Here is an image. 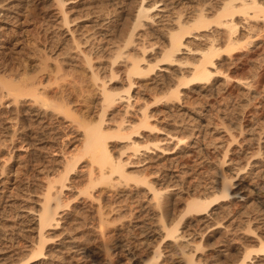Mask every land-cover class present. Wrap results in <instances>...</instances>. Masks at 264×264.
I'll return each instance as SVG.
<instances>
[{
    "label": "bare ground",
    "instance_id": "obj_1",
    "mask_svg": "<svg viewBox=\"0 0 264 264\" xmlns=\"http://www.w3.org/2000/svg\"><path fill=\"white\" fill-rule=\"evenodd\" d=\"M51 2L58 14V25L69 32V38L61 47L63 57H53L54 69L45 82L27 75L16 80L0 77V94L5 98L0 104L11 103L14 121H19L21 105L27 103L28 112L43 120L42 129L46 125L44 122L67 121L80 138L73 149L62 151L56 167L49 170L52 175L45 176L37 208L25 212L32 213L38 239L32 241L29 252L13 264H30L50 257L52 250L47 243L54 237L46 234L48 229L60 228L57 234L64 231L68 234L89 223L103 236V228L120 214L109 216L102 210L101 190L96 187L127 184L128 181L134 186H144V191L151 195L158 231L145 237L149 240L147 243L127 248V264H159L168 246L167 240L173 241L180 254L178 264H264V191H261L264 185L253 186L247 178L245 182L240 181L247 176L241 178L239 172L248 171L251 162L227 170L223 167L228 144L243 133L240 125L236 126L235 133L232 132L228 121V114L233 111L228 113L227 102L234 91L229 85L235 83L242 87L244 92L241 93L247 96L262 80V74L257 71L253 73V82L235 77L230 71L238 64L239 68L244 65V56L254 47H262L264 51V0H138L136 4L132 0ZM85 22L89 28L85 26L84 31L79 30ZM77 71L86 73L96 89V97L92 98L96 108L94 117L78 113L64 89L68 78L84 81ZM239 94L235 98L243 96ZM222 101L225 109L223 104L221 114H217ZM190 102L200 106L186 104ZM183 104L191 107L194 116L187 112L184 115L194 118V124L189 123L194 131L184 133L186 126L179 121L172 125V132L167 130L163 137L159 136L158 130L162 129L158 127L159 118L171 116L174 119V112ZM229 107L232 109L231 105ZM212 118L217 119L214 124H224L230 139L217 156L218 176L207 186L197 184L199 188L186 199L181 216L169 218L164 195L168 183L164 185L159 179L149 178L145 171H129L128 161L122 155L130 150L129 155L137 158L135 161H144L154 149L164 154L180 152L189 144L187 140L192 135L196 143L200 141L202 134L208 132L205 128L211 125ZM27 131L21 135L26 137ZM16 132L14 128L12 136ZM243 140H246L244 136ZM24 142L29 148L31 141L25 139ZM199 145L197 149L201 150ZM249 151L247 159L256 157L255 162H264V140H257ZM49 171L47 169L46 174ZM256 174L264 176L262 172ZM75 175L84 178V184L80 181L83 186L78 183L75 187ZM66 188H74L75 192L69 195ZM81 194L84 196L80 201L85 198L90 203L96 201L94 216L72 201ZM234 200L236 207L232 208ZM185 215L196 221L194 234L184 231L185 228L179 231ZM105 241L104 246L100 245L102 258L107 264H113L114 255Z\"/></svg>",
    "mask_w": 264,
    "mask_h": 264
},
{
    "label": "rangeland",
    "instance_id": "obj_2",
    "mask_svg": "<svg viewBox=\"0 0 264 264\" xmlns=\"http://www.w3.org/2000/svg\"><path fill=\"white\" fill-rule=\"evenodd\" d=\"M119 1L121 2L122 0ZM132 1L133 4H136L138 0ZM56 14L57 12L53 9L51 0H0V77H13L16 80L22 75H27L32 76L34 79H44V82L47 80L54 69V58L61 59L63 57L61 47L65 39L69 38V32L66 31L65 27L58 25L59 18L56 17L58 16ZM82 25V28H79L81 31L85 30V26L87 29L89 28L87 27L89 25L87 22ZM257 48L254 47L248 55L251 58L244 56L245 64L240 66L241 69L238 64V67L236 66V68H232L233 71H230L231 75H236L235 77L240 76L249 81L255 79L253 77L255 71L262 74V80L257 84V87H254L255 89L253 88L251 91L249 90L251 95L247 93L248 98L241 93L244 92L242 87H238L235 83H231V86L229 85L234 91L227 102L228 113L233 111V114L232 112L228 114V118L230 119L228 121L231 122L230 124L233 127L232 132L235 133L236 126L239 127V125L244 129H242L243 133L240 134L242 137L236 135L237 140L235 139L230 143L228 141L230 140L228 139V132L222 126L224 124H214L213 121L217 122V119L212 118L214 120H212L211 125L209 124V127L207 126L206 128L205 126L203 127L208 132L202 134L200 141L196 143L192 135L191 139L187 140L189 144L184 145L185 148L183 147L180 152L175 151L173 154H164V152L161 153L154 149L148 153L149 156H147L149 158H146L144 161H135L137 158L129 155L130 150L125 151L122 155L128 161L129 171L131 170L135 173L145 171L149 178L159 179V182H164V185L168 183V191L164 195L167 200L169 218L177 219L178 216H181L184 203L186 199L193 195L197 184L199 187H202L207 186L208 183L211 184L210 182H214L213 179H216L218 176L216 169L218 157L221 150L227 147L228 142L231 145L228 144L227 156L225 157L226 162L223 164L224 170L237 168L246 161L251 163L253 161L252 164L250 163L252 167L248 168L250 172L248 169L246 172L245 170L239 172L238 175L241 178L247 176L240 181L245 182L247 178L253 186L264 185V181H262L264 180V176L259 177L256 174H259V172L264 173V162H255L257 158L254 156V158L250 157L247 159V155L250 152L249 149L251 150L254 147L255 142L257 140L261 142L264 140V51L261 50L262 47ZM76 74L83 77L84 81L76 82V80L68 78L69 82H67L64 89L68 94L71 105L78 113L94 117L96 108L92 98L96 97V89L86 73L77 71ZM239 92V95L243 96H237L238 98L236 97V99L235 96ZM4 100L5 98L1 97L0 94V102ZM220 103V112H217V114H221L223 104L224 109L226 106L223 101L222 105ZM244 103L246 104L245 106L243 105ZM186 104H190L191 107L192 105H195V107L200 106L198 105L199 103L190 102ZM186 104L180 105L176 109L174 119L171 116L169 119L159 116L162 121L159 118L158 127L162 128V131L158 130L159 136L163 137L165 132H172L173 126L180 122L186 126L184 129L186 132L184 133L188 134L189 132L187 131H191L192 128L189 123L194 124L195 121L188 114L190 115L191 113L190 116L194 115L190 112L191 107L188 106V109ZM230 105L232 109L229 107ZM13 108L11 103L0 104V264L17 263L18 258L29 252L32 241L34 242L38 239V232L32 218V213L27 214L25 212L29 210V212H32L37 208L36 203H38V199L41 196L46 177L52 175V172H50L52 171L51 168H55V165L60 161L62 151L73 149L80 138L78 131L67 121H60L59 123L56 121H52L51 123L44 122L46 125L42 129L43 120L40 121V119L36 118V115L28 112L30 109H27V103L21 105V108L24 110L19 114L21 121H14ZM185 112L188 114L184 115ZM213 115L214 117L216 116L214 113ZM187 118L189 125H185ZM175 119H177L176 122ZM35 120H39L38 122H41V125ZM29 123H31V126H29ZM35 125L37 128L34 127ZM39 126L41 129L38 128ZM14 128L17 132L16 135L12 136ZM48 128L50 129L48 130ZM25 129L29 131L26 132V137L21 135V132L26 131ZM192 131H194V128ZM203 136L205 137L203 138ZM243 136L246 140H243ZM24 138L29 139V142L31 141L29 148L24 146L26 145ZM168 144L166 143V145ZM198 145L201 150L197 149ZM47 169L48 171L50 170L48 174H46ZM75 176L74 181L76 185L75 182L73 184L75 187L78 183L79 185L84 184L82 176L81 178L80 176ZM80 181L82 184H80ZM204 182L205 185H203ZM68 188L64 189L65 192L67 191V194L70 195L75 192L74 188H70V190ZM96 188L99 191L101 190L99 201L100 205H102V210L107 212L109 216L120 214L116 218L114 217V220H111L110 224H107L103 228V236L97 230L90 227L91 224L89 223H85L87 227L84 224V227L81 226L82 231L79 227L68 234L65 231L64 233L57 234L61 231L60 228L48 229L46 234L49 233L48 235L51 234L50 237L52 235L54 237L47 243L51 247L50 249L53 254L51 253L47 259L41 258L30 264H107V261L102 258V251H100L103 248L101 246H104L103 241L105 240V244L108 248L110 247L109 250L114 255L115 261L113 264H127V248L132 244H138L139 246L147 243L149 241L148 238H145L147 235H150V233L151 235L157 234L158 226L153 215L155 212L154 206L152 205V200H150L151 195L144 191V186H134L133 182L128 181L127 184L119 183L116 186L100 184ZM261 189V191H264V187H261ZM83 196L81 194L76 198L77 200L72 199V201L78 203L79 207L81 206L80 208H83V211H86V213H95L94 204L96 201L90 203L88 198L80 201ZM235 200H238V198H235ZM235 200L233 201V205L231 204L232 208L236 207L234 206ZM188 216L185 215L183 217L179 225V231L185 228L184 231L194 234L196 221L190 219V215ZM73 234L76 236L75 238H73ZM68 235L72 237V240L69 239L70 236ZM62 240L71 241L72 243L66 245V242H61ZM167 242H169L168 246L164 249V254L159 264H178L180 254H178L179 252L172 240H167Z\"/></svg>",
    "mask_w": 264,
    "mask_h": 264
}]
</instances>
